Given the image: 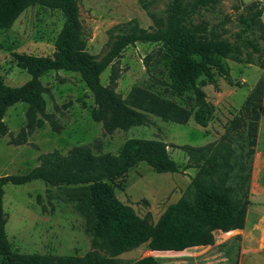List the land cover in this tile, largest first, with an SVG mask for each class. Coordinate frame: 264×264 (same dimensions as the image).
Masks as SVG:
<instances>
[{"label": "rangeland", "instance_id": "obj_1", "mask_svg": "<svg viewBox=\"0 0 264 264\" xmlns=\"http://www.w3.org/2000/svg\"><path fill=\"white\" fill-rule=\"evenodd\" d=\"M258 1L264 7V0H222L217 5L201 9L193 17L192 27L206 23L222 39L235 41L241 29L238 17L244 5ZM172 2L78 0L88 41L87 52L102 58L108 50L111 35L121 34L134 21L141 28H152L151 15L164 17ZM64 22L60 10L34 5L24 10L10 27L0 26V78L4 84L20 87L30 80L27 70L19 66L17 56L53 55ZM241 52L245 63L232 58L223 59L229 75L225 76L214 68L215 84L203 88L212 111L207 127L197 124L193 118L186 124H178L151 115L145 126L109 134L102 123L93 119L95 97L79 73H46L41 78L46 88V108L38 115L44 121L40 128L27 134V103H18L6 112L4 121L10 134L0 139V177L25 175L39 166L42 154L54 150L67 155L74 148L87 147L96 156L118 155L129 140L159 141L168 146L170 158L180 168L178 173L158 174L148 165L139 164L122 178L107 182L113 209L128 219L159 226L181 199L190 203L196 201L193 181L199 171L185 169L191 160L183 147L204 149L221 142L230 122L239 114L256 84L264 81V69L258 66L260 55L246 47H242ZM113 79L116 93L123 98L138 86L185 108L194 107L192 92L180 95L176 90L169 58L161 44L138 43L128 47L102 74L101 83L107 87ZM242 134L232 137L227 185L234 188L230 200L236 205L232 206L247 202V215L251 211L253 220L262 206L253 201L264 194V117L260 121L252 156L248 155L245 133ZM13 139L24 142L15 144ZM3 208L7 215L8 242L11 250L20 255L84 256L96 252L101 257L114 258L118 264H132L148 256L155 257L160 264L239 262L241 235L237 231L242 230L226 232L220 228L211 230L214 241L209 246L189 247L183 251L155 250L151 241H147L114 257L110 241L96 233L97 219L88 186L52 187L40 180L23 186L8 184L4 187ZM258 233L264 243V227ZM114 234L120 233L116 231ZM259 262L256 264H264V259ZM0 264H3L1 260Z\"/></svg>", "mask_w": 264, "mask_h": 264}, {"label": "trees", "instance_id": "obj_2", "mask_svg": "<svg viewBox=\"0 0 264 264\" xmlns=\"http://www.w3.org/2000/svg\"><path fill=\"white\" fill-rule=\"evenodd\" d=\"M222 0H173L164 17L151 15L154 26L141 28L134 21L118 35H111L108 50L102 58L87 52V38L80 19L78 0H0V26L10 27L27 8L42 5L60 10L64 25L56 41V51L51 56H17L19 66L26 69L30 80L20 87H10L0 78V139L10 134L4 121L9 108L18 103L29 104L27 134L40 128L44 121L38 118L46 108V88L41 78L48 72L79 73L93 92L96 109L93 119L102 123L112 134L149 124V116L167 122L186 124L192 118L207 127L211 108L203 90L215 84L213 69L225 76L229 68L223 59L232 58L245 63L241 48L246 47L260 55L258 66L264 69V7L261 2L244 5L238 17L240 32L235 41L222 39L210 26L202 23L192 27V19L201 9L217 5ZM227 34V31H224ZM138 43L161 44L170 62V72L180 95L192 92L193 109L162 97L142 87H134L126 98L116 93L115 80L110 86L101 83V76L122 53ZM264 117V81H259L238 115L230 122L227 133L217 145L204 149L183 147L191 162L185 169H197L193 181L196 201L181 199L161 224L153 227L147 221L128 219L113 209L107 187L125 176L139 164H146L158 174L178 173V164L170 158L168 146L159 141L129 140L118 155L96 156L87 147L72 149L67 155L59 150L42 154L40 164L25 175L0 177V260L3 264H118L114 258L101 257L96 252L84 256L20 255L11 250L6 234L7 215L3 208L4 187L8 184L23 186L33 181H43L52 187L88 186L96 215V233L110 241L113 256L138 248L151 241L155 250L183 251L189 247L209 246L214 239L211 230L226 232L243 230L246 225L247 202L232 206L230 195L234 188L227 185L230 179V146L234 134L245 133L248 155L254 154ZM52 124H54L52 122ZM15 144H23L18 139ZM249 178V177H248ZM239 205V204H237ZM118 231L120 234L115 235ZM132 264H160L152 256Z\"/></svg>", "mask_w": 264, "mask_h": 264}, {"label": "crops", "instance_id": "obj_3", "mask_svg": "<svg viewBox=\"0 0 264 264\" xmlns=\"http://www.w3.org/2000/svg\"><path fill=\"white\" fill-rule=\"evenodd\" d=\"M253 202H259L262 206L257 214H254L253 220H251V211H248L245 229L237 231L241 235L238 264H256L260 259H264V243H261L258 233V230L264 227V194L255 198Z\"/></svg>", "mask_w": 264, "mask_h": 264}]
</instances>
